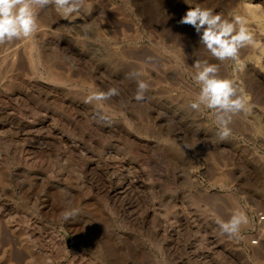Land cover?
Listing matches in <instances>:
<instances>
[{"label":"rangeland","instance_id":"374dc122","mask_svg":"<svg viewBox=\"0 0 264 264\" xmlns=\"http://www.w3.org/2000/svg\"><path fill=\"white\" fill-rule=\"evenodd\" d=\"M87 5L71 22L39 10L38 31L13 41L9 61L13 42L0 45V264H264V246L247 242L264 210V0ZM195 6L246 16L257 46L240 50L243 69L180 23ZM196 61L219 64L251 97L225 140L210 110L189 107ZM133 71L149 84L143 101ZM110 88L119 94L85 102ZM237 208L249 217L241 238L222 235L217 220Z\"/></svg>","mask_w":264,"mask_h":264},{"label":"clouds","instance_id":"9594fccd","mask_svg":"<svg viewBox=\"0 0 264 264\" xmlns=\"http://www.w3.org/2000/svg\"><path fill=\"white\" fill-rule=\"evenodd\" d=\"M49 6L66 20L79 16L82 10L88 8L87 0H0V45L32 38L39 29L38 11ZM180 23L194 27L199 34L200 45L213 58L221 63L231 60L240 69L244 67L239 55L240 50L257 46L255 34L249 28L246 16L238 13L231 14V19H228L222 14L214 13L210 8L195 6L187 10ZM90 29V24L82 25L83 31L87 32ZM194 67L196 71L192 79L199 92L189 107L195 111L202 107L210 110L218 128L217 136L220 140H225L232 134L230 125L234 118L252 112L251 97L234 80L220 75L219 64L196 61ZM141 75L139 71L128 74L129 78L137 81L134 96L136 101H143L149 89V84L139 79ZM118 94L116 88L95 91L85 97V102L88 104L102 102ZM98 118L108 119L103 114ZM76 214L74 209L62 213L66 220ZM248 223L249 217L239 208L232 212L227 221L217 220L220 233L235 238H241V228Z\"/></svg>","mask_w":264,"mask_h":264},{"label":"bare ground","instance_id":"6f19581e","mask_svg":"<svg viewBox=\"0 0 264 264\" xmlns=\"http://www.w3.org/2000/svg\"><path fill=\"white\" fill-rule=\"evenodd\" d=\"M250 1V0H249ZM250 3V2H249ZM256 8V7H255ZM251 4H248L247 2H246V5H245V7H244V10H246V12H247V14H249V15H251L252 16V18L254 19V20H256L257 18H258V20H259V18L262 16L256 9H255ZM258 9V8H257ZM53 14V13H52ZM45 16V15H44ZM54 16V15H53ZM55 18V17H54ZM251 18V17H250ZM256 18V19H255ZM51 19V18H50ZM45 20V19H44ZM54 20V19H53ZM66 21V20H65ZM260 21V20H259ZM259 21H258V25L260 24L259 23ZM52 22V21H51ZM50 22V23H51ZM55 22V21H54ZM70 22H71V20H70ZM70 22H68L69 24H70ZM67 23V22H66ZM41 24V23H40ZM39 24V25H40ZM44 25V24H43ZM261 25V24H260ZM48 26V25H47ZM40 27V26H39ZM46 27V26H45ZM264 28V27H263ZM42 29H44V28H42ZM258 30V29H257ZM260 30V32H261V35H263L262 34V31L263 30H261V29H259ZM47 32V31H46ZM39 33V32H38ZM264 33V32H263ZM40 35V34H39ZM48 36H51V35H48ZM40 37V36H39ZM47 39V38H46ZM59 41V40H58ZM63 41V40H62ZM66 41V40H65ZM13 42V41H12ZM22 42V41H21ZM45 42V41H44ZM53 42V41H52ZM55 42V41H54ZM56 43V42H55ZM68 43V42H67ZM13 44H14V42H13ZM24 44V43H23ZM22 44V45H23ZM6 45V44H5ZM8 45V44H7ZM9 45H11V46H13L12 44H10V42H9ZM58 45V44H57ZM65 45V44H64ZM19 45H15L14 44V46H13V48L11 47V49L10 50H8V48H7V50H6V52L5 53H12V54H10V55H12V57H9L8 59H7V55H5V59H7L8 61H9V59H12V58H15L17 55H18V49L20 48L21 49V47H18ZM23 46H25V45H23ZM60 46V45H59ZM6 47H8V46H6ZM5 46H4V48H6ZM54 47H55V45H54ZM96 47V46H95ZM61 48V47H60ZM250 48H251V46H250ZM254 48V47H253ZM253 48H251V50L253 49ZM2 49V48H1ZM255 49V48H254ZM68 52V51H67ZM1 53H2V51H1ZM0 53V54H1ZM255 53V52H254ZM9 55V56H10ZM2 58H3V54H2ZM4 59V60H5ZM19 59V58H18ZM14 60H16V59H14ZM259 60H261V59H259ZM258 60V61H259ZM3 61V60H2ZM12 61V60H11ZM10 61V62H11ZM17 61V60H16ZM15 61V62H16ZM7 63V62H6ZM9 64V63H8ZM17 64V63H16ZM254 64H256V63H253V65ZM4 65V64H3ZM11 65H15L14 63L13 64H11ZM10 65V66H11ZM258 65H259V68L261 67V69H262V73L264 72V67H263V65H261L260 63H258ZM257 69V68H256ZM60 76V75H59ZM6 113V112H5ZM10 115V114H9ZM9 115H6L7 116V118H12V117H10ZM17 119V118H16ZM13 120V119H12ZM3 157H5V156H3ZM0 158H1V156H0ZM6 162V161H5ZM3 168V167H2ZM4 169V168H3ZM261 203L262 202H264V199L262 200V201H260ZM247 226V225H246ZM30 229V228H29ZM28 231V230H27ZM27 235H29V234H27ZM104 247V246H103ZM35 248H36V246H35ZM4 251V250H3ZM29 252H30V250H29ZM34 252V251H33ZM110 252V251H109ZM111 253V252H110ZM113 253V252H112ZM3 254H5V253H3ZM46 255V254H45ZM47 256V255H46ZM50 256V255H49ZM32 257H33V255H32ZM31 257V258H32ZM45 258H47V263H49V264H51V261H49V259H48V257H45ZM114 263V262H113ZM114 264H116V263H114Z\"/></svg>","mask_w":264,"mask_h":264},{"label":"built area","instance_id":"2783aa9c","mask_svg":"<svg viewBox=\"0 0 264 264\" xmlns=\"http://www.w3.org/2000/svg\"><path fill=\"white\" fill-rule=\"evenodd\" d=\"M247 240L248 246L251 248L264 246V210L256 211L253 214Z\"/></svg>","mask_w":264,"mask_h":264}]
</instances>
